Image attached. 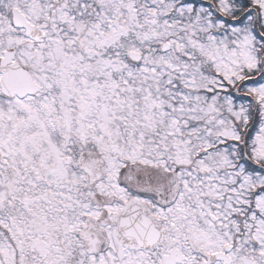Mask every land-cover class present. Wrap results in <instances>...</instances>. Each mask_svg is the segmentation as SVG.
Wrapping results in <instances>:
<instances>
[{
	"label": "snow or ice",
	"instance_id": "snow-or-ice-1",
	"mask_svg": "<svg viewBox=\"0 0 264 264\" xmlns=\"http://www.w3.org/2000/svg\"><path fill=\"white\" fill-rule=\"evenodd\" d=\"M0 264H264V0H0Z\"/></svg>",
	"mask_w": 264,
	"mask_h": 264
}]
</instances>
